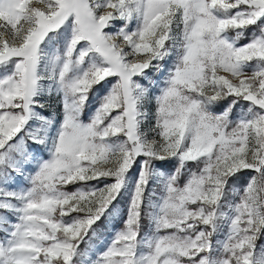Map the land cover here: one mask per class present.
<instances>
[{"label":"snow or ice","instance_id":"1","mask_svg":"<svg viewBox=\"0 0 264 264\" xmlns=\"http://www.w3.org/2000/svg\"><path fill=\"white\" fill-rule=\"evenodd\" d=\"M261 238L264 0H0V264H264Z\"/></svg>","mask_w":264,"mask_h":264},{"label":"rangeland","instance_id":"2","mask_svg":"<svg viewBox=\"0 0 264 264\" xmlns=\"http://www.w3.org/2000/svg\"><path fill=\"white\" fill-rule=\"evenodd\" d=\"M103 91H104V86L101 85V87L98 88L97 91L92 94V98H91L90 103L93 102L92 104H95L97 102V93H102ZM168 166H169V168H171V164H169ZM243 181H244V177L243 176L238 177L237 181H234V187L239 188L241 186V184L243 183ZM112 230L113 229L111 228L110 225H109V227L107 229H104L105 232H111ZM103 241H104V237H101L100 238V243H103ZM262 246H264V238H261V239L258 240V248L262 247Z\"/></svg>","mask_w":264,"mask_h":264},{"label":"trees","instance_id":"3","mask_svg":"<svg viewBox=\"0 0 264 264\" xmlns=\"http://www.w3.org/2000/svg\"><path fill=\"white\" fill-rule=\"evenodd\" d=\"M93 102H91L90 104H92ZM238 111H239V109H237ZM169 164H167V163H165V164H163L162 165V169L163 170H167V169H169V166H168Z\"/></svg>","mask_w":264,"mask_h":264}]
</instances>
